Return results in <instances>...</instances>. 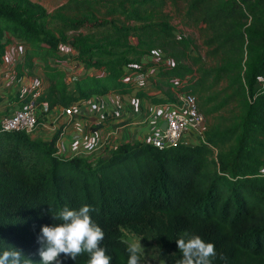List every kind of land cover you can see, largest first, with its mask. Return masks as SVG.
Segmentation results:
<instances>
[{
	"label": "trees",
	"instance_id": "obj_1",
	"mask_svg": "<svg viewBox=\"0 0 264 264\" xmlns=\"http://www.w3.org/2000/svg\"><path fill=\"white\" fill-rule=\"evenodd\" d=\"M165 2L124 0L99 6L70 0L48 13L29 0H0V62L8 33L25 46L18 69L42 70L47 84L37 103H46L49 111L108 93L146 98L124 79L138 71L133 66L149 67L141 61L155 49L171 62L153 69L151 77L162 95L150 96L148 104L169 105L174 87L194 95L209 119L233 102L239 105L238 115L226 124L207 125L206 144L158 149L135 141L106 145L87 157L56 155L66 126L46 140L0 127V254L15 248L40 264L42 226L58 224L52 215L64 207L78 210L87 204L96 209L90 215L105 233L101 246L112 264H127L122 228L137 235L153 232L165 264L182 259L176 240L185 232L215 245L212 264H264V0H169L183 5L186 21L204 25L210 34L208 56L228 57L221 66L199 67L197 74L184 63L201 60L188 53L189 41L166 16L154 15ZM129 22L139 26L132 28ZM83 28L100 33L75 36L72 60L104 75L87 74L67 85L61 69L67 56L60 48L68 33ZM183 79L186 85L176 86L174 81ZM223 81L226 87L214 92ZM83 119L90 123L89 132L103 127L92 115ZM220 254L226 259L220 260ZM59 259L61 264H87L89 257L74 261L61 254Z\"/></svg>",
	"mask_w": 264,
	"mask_h": 264
},
{
	"label": "rangeland",
	"instance_id": "obj_2",
	"mask_svg": "<svg viewBox=\"0 0 264 264\" xmlns=\"http://www.w3.org/2000/svg\"><path fill=\"white\" fill-rule=\"evenodd\" d=\"M32 4L37 5L44 11L51 13L53 12L57 7H59L62 4H65L66 2L70 0H29ZM91 1H96L100 5L99 6H104V5H109L110 3H118L124 0H91ZM129 2L132 1H137V0H127ZM165 5L163 8L157 10L154 12V15H161V16H166L168 18V21L172 26H174L175 30L177 31L178 35L186 40L189 41L190 44V50L188 51L189 54L198 56L201 60L200 63L197 65H194L193 62L190 59H187V61H184L185 64L191 67L195 71V74H197V69L204 68V69H210L214 68L217 66H221L223 64L224 60L227 59V55H219L218 57H211L208 56V52L211 50L210 47H208L206 44V41L208 40L210 34L207 33V31H204V25H198L196 26L193 22L191 21H186L184 19V7L182 4L178 3L176 6L171 5L169 0H165ZM125 8H129V5H125ZM104 8H101V11H103ZM93 15H95L96 20H101L102 17L101 15L97 14L96 12H92ZM68 17L70 19H81L79 15L76 14H68ZM107 20H115V18H108ZM247 21V25L252 21V18L250 17ZM132 28H135L139 26V24H136L134 22H129L127 23ZM100 31H91L88 29H80L77 32H70L67 34L68 36V41L67 44H72V40L75 36H86L88 34L94 35V34H99ZM4 41L7 42L6 45V53H9L11 57L9 58L12 60V54L10 53V50L12 49L13 52H15V57L13 58L14 60V66L12 67L11 72H14L15 75L13 77H7L8 84L10 85V88L7 90L4 89L0 91V117L3 115L9 113L16 107H22L25 105V103L31 98V94L28 95V90L24 91L20 89L19 84H17V80L20 79L21 77L27 78L28 76L32 77H38L43 84H47V80L45 79L42 70H19V66L23 63L24 59V49L25 46L22 42H20L17 39L12 38L10 35L5 34ZM65 51V49L63 50ZM160 56L162 60H167L168 62H171L168 60V56L166 53H164L160 49H155L153 50L149 55H146L143 57V60H146L143 64L149 65V67H142V66H133L134 69L138 70L137 72H132L131 74V80L132 82L136 83V85L140 86V89L144 88L143 90H149V88H146V84L151 81L153 73L151 70L154 68L161 67L155 63V61L152 59L148 60L147 58H155ZM159 58V57H158ZM170 59V58H169ZM171 60V59H170ZM146 63V64H145ZM143 68L148 71L149 73L147 76L143 73ZM38 75V76H37ZM26 76V77H25ZM6 78V77H5ZM146 80V82H145ZM1 81V80H0ZM144 81V82H143ZM177 84L176 86H181L186 85L187 79L181 80L179 82L178 80H175ZM140 82L143 83V85H140ZM151 83V82H150ZM155 88V92L158 91L156 84H153ZM226 87V81H223L219 87L214 89V92H217L218 90L224 89ZM1 90V89H0ZM166 92L165 90H163ZM180 93L178 90L174 89V87L171 88V94H169L170 100L174 101L176 96L179 95ZM230 94V92H228ZM116 100L114 103L111 104L109 110L107 111V121L110 120H115V119H123L124 121L122 122H117L113 123L115 124L114 128H118V131L122 130L118 127L119 124L125 123L126 118H128V113L129 111H125V107L121 108L119 106V103L123 102V104L126 106L125 101L126 98H120V96H116ZM147 98V97H146ZM92 99V98H91ZM145 99V98H144ZM20 100V103L17 101ZM96 101L93 99L92 101L88 102L85 101L83 104L86 108H90L93 104H95ZM141 105V103H139ZM238 102H233L231 103L227 108L222 110V112L218 113L215 117L212 118H207L204 116L206 124L211 125L213 123H218V124H226L227 120L230 118H233L234 116L238 115L239 109H238ZM117 117H112L113 116ZM84 116V115H83ZM83 116L78 118L80 120H84ZM37 117H38V122L40 123L37 126V129L35 132L31 135L32 138L34 139H39V140H46L52 137V135L62 126H66L65 132L63 137H67L66 139H70L71 133L77 128L76 126H71V121L69 122L66 118H64L61 115V110L60 108L53 109L51 111H44L42 108H38L37 110ZM128 120H131V123L129 124V127H126L127 131V136L129 138L132 136L131 132L134 131V125H133V120L132 118H129ZM117 121V120H116ZM84 123V122H83ZM90 125L87 124V122L84 123L83 125V130L84 134L88 135L89 134V128ZM111 130H108L110 132ZM130 132V133H129ZM122 133H119L117 137L115 136H110L108 137L107 140L103 141V145L105 146L107 143L111 142L112 139L118 138L121 139ZM128 138V137H127ZM129 140V139H128ZM115 143V142H113ZM120 238L122 241H124L127 245L131 243H136L140 242L142 248L144 249L143 253L140 255V259L142 260L143 264H165L163 257L161 255V251L159 249V246L157 244L156 236L153 232H146L142 235H137L134 233L132 230L129 228H122L120 230Z\"/></svg>",
	"mask_w": 264,
	"mask_h": 264
},
{
	"label": "built area",
	"instance_id": "obj_3",
	"mask_svg": "<svg viewBox=\"0 0 264 264\" xmlns=\"http://www.w3.org/2000/svg\"><path fill=\"white\" fill-rule=\"evenodd\" d=\"M71 45L72 44H66L60 48L61 52L67 56V59L61 63V69L64 73L67 85L87 74H94V72H88V69L84 68L82 64L72 60L77 53ZM64 49L65 51H63ZM5 50L0 62L1 90H7L10 88V83L8 84L7 77H13L15 75L14 72H11L12 67L14 66L13 58L15 57V52H13L12 49L10 50V53L12 54V60H10L9 58L11 55L6 53ZM158 57H150V60L152 61L153 59L155 63L161 67L169 64L167 60H162L160 56ZM102 74L103 72H101V75ZM130 76L127 77V80H131ZM174 82L176 83V81ZM17 84H19L20 89L24 91L28 90V95L31 94V98L24 106L16 107L9 113L0 117V127L8 132L21 131L32 135L38 126V108L40 107L44 109V111H49L46 103H37V99L43 93V88L41 86L42 83L38 77L28 76L27 78L21 77L18 79ZM125 97L129 98L126 99V101H128V103H125L126 106L124 105L125 111H129L127 116L128 119L134 118V129L144 124L151 125L153 127L150 135L139 137L135 136L134 142L139 141L148 143L158 149L172 148L180 144L186 146L206 144V139L204 137L207 131V124L204 116L199 110L198 103L194 95L190 93H181L177 95L175 100L169 105L148 104L146 109H144L142 105H139L138 101L136 102L137 99L133 98L131 95H127ZM91 98L88 99V102L94 99L96 103L90 108H86L84 106V101L74 104L69 108H60L61 115L72 123H75V114L77 116L92 115L99 121L104 120L107 116V111L113 103L112 96L110 94H106L102 96H92ZM116 116L119 115L116 114ZM161 121L166 125L165 128L161 126ZM77 124L79 125L78 132L71 133V140L69 143L75 144L87 139V135L84 134V130L82 129L84 124L80 121ZM124 128L126 127L120 129ZM118 132L117 128L108 132L107 135H100L98 139L100 140L101 145H103L104 140L108 139L109 135H116ZM97 133L98 131L93 132V136L97 137ZM63 138L64 137H62L56 144V155L59 156L64 155L62 143L65 142L63 141ZM75 155L80 154H74L72 156Z\"/></svg>",
	"mask_w": 264,
	"mask_h": 264
},
{
	"label": "clouds",
	"instance_id": "obj_4",
	"mask_svg": "<svg viewBox=\"0 0 264 264\" xmlns=\"http://www.w3.org/2000/svg\"><path fill=\"white\" fill-rule=\"evenodd\" d=\"M96 211L91 205H83L78 210L64 207L57 215H52L59 221L53 226H42L37 242L41 245L38 254L40 264H61L60 256L76 260L78 256L87 254V264H112V257L101 246L105 233L92 219L90 213ZM182 259L177 264H212L217 257L215 245L205 242L198 235L182 234L176 240ZM140 242L131 243L127 247L129 253L127 264H140L143 253ZM220 260H225L223 254ZM0 264H33L21 250L13 248L0 254Z\"/></svg>",
	"mask_w": 264,
	"mask_h": 264
},
{
	"label": "crops",
	"instance_id": "obj_5",
	"mask_svg": "<svg viewBox=\"0 0 264 264\" xmlns=\"http://www.w3.org/2000/svg\"><path fill=\"white\" fill-rule=\"evenodd\" d=\"M147 59L150 60V58H147ZM144 62H146V60H143L142 59L141 64L144 65L143 64ZM36 70H40V69H35V71ZM88 72H92V71L88 70ZM151 72L154 74V71L153 70H151ZM143 73L145 74V76H147V74L149 72L148 71L146 72V70L143 68ZM94 74L101 75V72H99V73L97 72V73H94ZM102 75H104V73ZM40 80H42V78H40ZM124 81L125 82H128L127 78H125ZM42 82H43V80H42ZM130 82H131V85L134 87V89H136V90H143L144 89V88L140 89V86L139 85L137 86L136 83L132 82V80H130ZM145 82H146V80H145ZM150 82H149V84L146 82L147 83L146 84V88H149V90H147V91L146 90H143L145 92L147 98H145V99L143 98L141 100H136V102L138 101V103H141V105L143 106L144 109H146L147 106H148V98H150V96L153 95V97H160L162 95L158 91L157 92L154 91L155 88H154V85L153 84H155V81L153 79H151ZM140 85H143V83L140 82ZM41 86H42L43 91H44V88L46 86V83L45 84L42 83ZM0 91H2V90H0ZM108 94H110L112 96L113 103H114V101H118V99L116 100V98H117L116 96H118V95H115V94H112V93H108ZM124 97L125 96H122V98H124ZM126 99H129V98L127 97ZM125 103H128V101H125ZM119 106L120 107H123L124 106L123 102L119 103ZM83 108H85V107H83ZM111 116L112 117H117V116H113V115H111ZM78 118H80V117H78ZM78 118H75L74 119L75 120V123H71V126H76L77 127L72 133L78 132L79 125L77 123H79V121L82 122V123L83 122L84 123L86 122L85 120H80ZM107 118H108V116H106V118L104 120H102V121H99L97 119V122H101L102 123V126H103L101 128V130H98L97 137L96 136H93V132H89V134L87 135V139H85V140H83V141H81L79 143H75V144L69 143L70 140H71V137H70V139H66L67 137L66 138L64 137L63 138V141L65 143H62V147L64 148L63 154L64 155L80 154L82 156L87 157V156L92 155L95 152L101 150L106 145L113 146V145L120 144V143L134 142L135 136L136 137H139V136L150 135L152 133V130H153V127L151 125H146V124L140 125L136 129H134V133L131 132L132 134H130V135H132V136L129 138V136H127V131H126L127 129L124 128V129L120 130L116 135H111V137L112 136L117 137L119 135V133H122L121 139L114 138V139L111 140V142L107 143L104 146V145H101L100 140L98 139V137L100 135H107L108 134V130L113 131V130L117 129V128H114L115 127L114 126L115 124H113V123H117V122L124 121L123 119H115L113 121L112 120L107 121ZM132 120H133V123H134V118H132ZM126 121L131 122V120H128V118H126ZM87 124L90 125V123H88V122H87ZM128 124H130V123H128ZM163 125H164V123L161 121V126H163ZM113 142H115V143H113Z\"/></svg>",
	"mask_w": 264,
	"mask_h": 264
},
{
	"label": "water",
	"instance_id": "obj_6",
	"mask_svg": "<svg viewBox=\"0 0 264 264\" xmlns=\"http://www.w3.org/2000/svg\"><path fill=\"white\" fill-rule=\"evenodd\" d=\"M165 127H166V125L164 124V125H163V128H165Z\"/></svg>",
	"mask_w": 264,
	"mask_h": 264
}]
</instances>
